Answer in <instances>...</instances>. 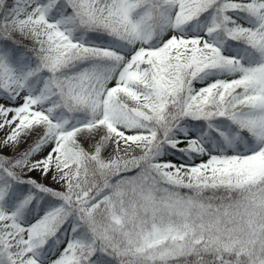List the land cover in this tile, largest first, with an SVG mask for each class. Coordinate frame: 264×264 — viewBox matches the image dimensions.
Listing matches in <instances>:
<instances>
[{"label":"snow or ice","instance_id":"1","mask_svg":"<svg viewBox=\"0 0 264 264\" xmlns=\"http://www.w3.org/2000/svg\"><path fill=\"white\" fill-rule=\"evenodd\" d=\"M0 264H264V0H0Z\"/></svg>","mask_w":264,"mask_h":264}]
</instances>
